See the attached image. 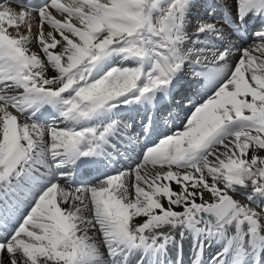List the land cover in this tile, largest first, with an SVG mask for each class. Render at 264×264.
<instances>
[{
  "label": "snow or ice",
  "instance_id": "1",
  "mask_svg": "<svg viewBox=\"0 0 264 264\" xmlns=\"http://www.w3.org/2000/svg\"><path fill=\"white\" fill-rule=\"evenodd\" d=\"M0 264H264V0H0Z\"/></svg>",
  "mask_w": 264,
  "mask_h": 264
}]
</instances>
